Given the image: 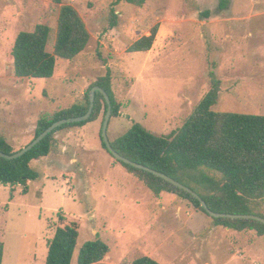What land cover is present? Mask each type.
I'll return each instance as SVG.
<instances>
[{
	"label": "rangeland",
	"instance_id": "rangeland-1",
	"mask_svg": "<svg viewBox=\"0 0 264 264\" xmlns=\"http://www.w3.org/2000/svg\"><path fill=\"white\" fill-rule=\"evenodd\" d=\"M114 2L63 0L84 20L89 45L73 61L57 58L52 79L20 80L12 57L16 37L48 25L52 53L61 6L0 0V135L14 151L33 141L41 116L81 103L108 68L123 105L109 124L111 142L134 122L158 136L181 128L210 91L211 71L221 81L215 112L264 116V0H148L141 8L121 3L113 8L119 19L111 30ZM157 25L150 52L128 53ZM102 121L58 132L49 158L32 164L36 181L0 184L3 264H46L60 214L80 222L72 264L97 235L110 248L99 264H132L142 256L160 264H264V237L218 226L177 195L156 197L116 163L102 146Z\"/></svg>",
	"mask_w": 264,
	"mask_h": 264
},
{
	"label": "trees",
	"instance_id": "trees-1",
	"mask_svg": "<svg viewBox=\"0 0 264 264\" xmlns=\"http://www.w3.org/2000/svg\"><path fill=\"white\" fill-rule=\"evenodd\" d=\"M61 6L58 17L57 38L53 52L48 51L51 28L38 25L32 32H20L12 49L14 75L17 79H52L57 58L73 61L90 43L91 35L79 12L63 0H51ZM148 0H115L110 11L109 29L118 26L119 14L113 9L121 3L143 7ZM228 5L222 2V10ZM206 17L209 13L204 14ZM155 26L149 36L142 37L128 48V53H148L158 35ZM98 57L104 63L100 53ZM211 89L196 107L185 124L169 135L158 136L140 123L111 142L113 149L132 162L163 173L199 194L208 208L215 213L257 215L264 218V116L236 113H217L213 110L220 100L221 81L210 72ZM100 87L110 97L112 117L118 118L123 107L112 88V72L93 83L83 101L53 116L39 118L35 138L55 122L84 116L89 109V93ZM108 104L103 94L97 92L95 107L87 122L66 124L54 130L44 141L23 157L7 160L0 156V184L5 187L24 186L36 181L39 174L32 164L48 159L58 132L83 128L103 118ZM111 121V120H110ZM102 146L107 151L101 136ZM0 152L14 154V148L0 135ZM108 152V151H107ZM109 153V152H108ZM110 154V153H109ZM111 156V154H110ZM112 157V156H111ZM113 158V157H112ZM114 159V158H113ZM115 160V159H114ZM128 173L141 181L156 197L167 193L189 201L197 210L207 214L201 203L191 194L145 170L118 162ZM215 174V175H212ZM13 194L11 195V198ZM208 215V214H207ZM59 225L54 239L48 245L46 264H72L80 236V222L59 215ZM216 225L237 232H255L264 237V224L254 220L214 219ZM110 248L99 235L85 243L78 255L77 264H99L108 256ZM4 244L0 241V264H3ZM132 264H160L142 256Z\"/></svg>",
	"mask_w": 264,
	"mask_h": 264
},
{
	"label": "water",
	"instance_id": "water-1",
	"mask_svg": "<svg viewBox=\"0 0 264 264\" xmlns=\"http://www.w3.org/2000/svg\"><path fill=\"white\" fill-rule=\"evenodd\" d=\"M97 92L104 95L105 100L108 104V110H107V113H106L105 118H104L101 136H102V140H103L104 144L106 145L107 151L111 154V156L115 160H117L118 162L130 165L132 167H135L137 169L150 172V173L154 174L155 176H158V177L166 180L167 182H170L171 184L175 185L176 187L180 188L181 190L191 194L194 198H196L201 203V206L205 210V212L214 219L254 220V221H258V222L264 224V218L257 216V215H236V214L215 213L208 208L207 204L203 201V199L199 196V194L194 192L189 187L181 184L180 182L174 180L173 178H171V177H169L163 173H160V172L152 170L146 166L132 162L129 159H127V158L121 156L119 153H117L113 149V146H112L111 141H110L109 136H108V128H109L110 120L112 117V103H111V100H110V97L108 96V94L103 89H101L100 87H94L93 89H91V91L89 93V101H90L89 109H88V112L84 116H80L77 118L63 119V120H60L58 122H55L49 128H47L43 133H41L38 137L34 138L30 144L23 147L21 150L16 151L12 155H8V154H5L3 152H0V156L4 159H7V160L19 159V158L23 157L25 154H27L28 152H30L32 149H34L42 141H44L57 128H59L63 125H66V124H75V123L87 122L93 114Z\"/></svg>",
	"mask_w": 264,
	"mask_h": 264
},
{
	"label": "crops",
	"instance_id": "crops-1",
	"mask_svg": "<svg viewBox=\"0 0 264 264\" xmlns=\"http://www.w3.org/2000/svg\"><path fill=\"white\" fill-rule=\"evenodd\" d=\"M96 122H98V121H96ZM93 123H95V122H93ZM86 127V126H85ZM84 128V127H83ZM14 200V199H13ZM3 261H4V259H3Z\"/></svg>",
	"mask_w": 264,
	"mask_h": 264
}]
</instances>
